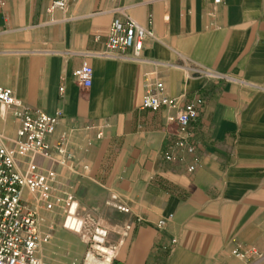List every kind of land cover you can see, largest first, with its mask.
I'll list each match as a JSON object with an SVG mask.
<instances>
[{
	"label": "crops",
	"instance_id": "crops-1",
	"mask_svg": "<svg viewBox=\"0 0 264 264\" xmlns=\"http://www.w3.org/2000/svg\"><path fill=\"white\" fill-rule=\"evenodd\" d=\"M48 7L49 0H0V86L30 109L61 112L51 143L65 135L69 159L53 163L57 181L66 179L65 193L86 210L81 216L116 233L112 264H264V0ZM119 7L155 33L140 61L94 55ZM184 59L235 79L190 76ZM84 62L94 71L90 87L73 76ZM156 80L177 99L174 107L142 108ZM195 97L203 99L189 126L195 151L167 160L177 138L169 117ZM1 109L0 144H10L19 121ZM112 195L130 211L110 206ZM102 214L114 217L103 224ZM47 228L42 264L84 260L86 248L71 231Z\"/></svg>",
	"mask_w": 264,
	"mask_h": 264
},
{
	"label": "built area",
	"instance_id": "built-area-1",
	"mask_svg": "<svg viewBox=\"0 0 264 264\" xmlns=\"http://www.w3.org/2000/svg\"><path fill=\"white\" fill-rule=\"evenodd\" d=\"M74 0H49L48 11L65 10ZM223 0H214L219 4ZM155 33L125 12L124 7L117 8L107 34L105 48L94 55L116 60H142V51L148 39H154ZM190 76L204 77L218 81L235 79L232 75L184 59L182 63ZM93 68L84 62L73 72L76 81L84 87L93 82ZM176 98L169 97L162 81L148 84L142 98V108L158 111L169 106L174 107ZM203 99L195 97L185 102L182 108L169 117L176 125L177 138L173 150L166 153L167 160L182 159L178 152L192 154L195 146L189 132V126L199 114ZM0 108L10 111L19 121V127L10 144H0V264H42L38 252L42 243L48 242L50 233L39 229L38 205L53 211L57 206L64 210L63 228L80 234L87 244L84 260L90 257L102 259L111 250L112 260L116 246L108 244L109 230L91 218L81 216L78 201L72 193L57 195L54 185L58 173L53 163L64 164L69 159L67 138L61 135L55 144L51 138L62 120L61 112L50 115L45 111L28 108L13 91L0 86ZM97 136H102L100 125L93 126ZM57 153L59 161L52 156ZM42 160H51L52 165L43 166ZM190 170L194 166H190ZM34 201L35 205L32 204ZM108 204L123 212H129L126 205L117 202L112 195ZM165 220L159 222L163 225ZM102 246V247H100Z\"/></svg>",
	"mask_w": 264,
	"mask_h": 264
},
{
	"label": "rangeland",
	"instance_id": "rangeland-1",
	"mask_svg": "<svg viewBox=\"0 0 264 264\" xmlns=\"http://www.w3.org/2000/svg\"><path fill=\"white\" fill-rule=\"evenodd\" d=\"M65 183L67 185L66 179L65 181H57L54 185V191L57 195H63L66 191L65 189ZM76 200L78 201L79 204V198L77 196H75ZM78 209L82 211H86L85 209H81V206H78ZM39 211V221L40 223L45 227L44 231L47 232L48 230V226L49 225H53V226H61L64 220V210L62 209V207L57 206L53 211H49L46 210L42 205L40 206V204L38 205V210ZM97 216V215H96ZM100 216V215H99ZM105 217H108L105 219ZM111 217H114L113 214H102V216H100L101 218V222L104 224L105 222H109L110 223V219ZM108 223V224H109ZM110 225V224H109ZM71 234L75 237L78 238V240L80 242H82L84 244V247L87 250V244L84 243V240L82 238V236L80 234H76V233H72ZM116 235L115 232H113L112 230L109 231L108 236H107V242L108 244H111L110 240L113 238V236Z\"/></svg>",
	"mask_w": 264,
	"mask_h": 264
},
{
	"label": "bare ground",
	"instance_id": "bare-ground-1",
	"mask_svg": "<svg viewBox=\"0 0 264 264\" xmlns=\"http://www.w3.org/2000/svg\"><path fill=\"white\" fill-rule=\"evenodd\" d=\"M102 247V246H100ZM103 250H105L107 252V254H105V256L102 259H99L97 257H90L86 264H110L111 263V259H112V252L109 249H106L104 247H102Z\"/></svg>",
	"mask_w": 264,
	"mask_h": 264
}]
</instances>
